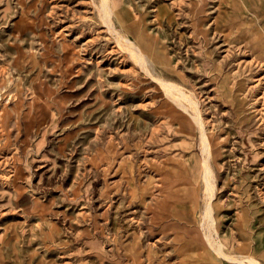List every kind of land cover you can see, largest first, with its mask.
<instances>
[{"label":"rangeland","instance_id":"1","mask_svg":"<svg viewBox=\"0 0 264 264\" xmlns=\"http://www.w3.org/2000/svg\"><path fill=\"white\" fill-rule=\"evenodd\" d=\"M0 264H264V0H0Z\"/></svg>","mask_w":264,"mask_h":264},{"label":"bare ground","instance_id":"2","mask_svg":"<svg viewBox=\"0 0 264 264\" xmlns=\"http://www.w3.org/2000/svg\"><path fill=\"white\" fill-rule=\"evenodd\" d=\"M139 54V53H138ZM140 55V54H139ZM139 57V56H138ZM182 94V93H181ZM177 97V96H176ZM181 98V97H180ZM206 133H204L203 132V134H202V140H201V146H202V148H204V151H207V152H209L210 150V148H209V142H208V139H207V136L205 135ZM210 171H209V166H208V162H207V160H206V158H205V161H204V178L206 179V181L207 182H209L210 183ZM242 261V260H241Z\"/></svg>","mask_w":264,"mask_h":264}]
</instances>
